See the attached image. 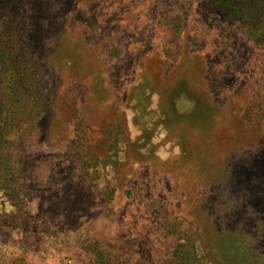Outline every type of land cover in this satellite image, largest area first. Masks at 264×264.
Segmentation results:
<instances>
[{"label":"rangeland","instance_id":"1","mask_svg":"<svg viewBox=\"0 0 264 264\" xmlns=\"http://www.w3.org/2000/svg\"><path fill=\"white\" fill-rule=\"evenodd\" d=\"M0 51V264H264V47L218 3L0 0Z\"/></svg>","mask_w":264,"mask_h":264},{"label":"trees","instance_id":"2","mask_svg":"<svg viewBox=\"0 0 264 264\" xmlns=\"http://www.w3.org/2000/svg\"><path fill=\"white\" fill-rule=\"evenodd\" d=\"M209 4L218 3L219 8H223L225 12L232 15V19L238 25L242 34H246L249 39L252 40L255 46L264 47V0H208ZM226 8V9H225ZM231 10H228V9ZM0 56L4 62H7L10 54H4L0 51ZM10 67L2 70L0 75H6ZM11 70V69H10ZM6 87V86H3ZM9 96L3 99L5 107L0 108V142L2 140L3 132L6 129L7 122H9L10 102ZM9 113V114H8ZM1 147V145H0ZM4 160V154L0 151V161ZM0 165L4 166L1 162ZM2 185L5 182L2 179ZM183 239L184 242H177L171 246L170 260L162 261L160 264H195V251L194 244H191L188 239ZM179 239V240H180ZM186 242V243H185Z\"/></svg>","mask_w":264,"mask_h":264}]
</instances>
